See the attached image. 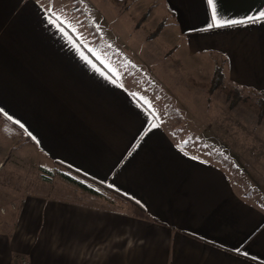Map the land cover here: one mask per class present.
Segmentation results:
<instances>
[{"label": "crops", "instance_id": "obj_1", "mask_svg": "<svg viewBox=\"0 0 264 264\" xmlns=\"http://www.w3.org/2000/svg\"><path fill=\"white\" fill-rule=\"evenodd\" d=\"M73 1L0 0V135H19L20 152L40 167L62 166L117 202L97 189L12 200L1 212L0 264H264V206L225 164L180 141L123 78L144 66L140 55L152 67V40L134 37L142 26L116 20L119 33H106L88 0ZM136 1L163 5L154 39L173 45L166 57L182 74L211 83L220 66L225 84L264 95V19H248L264 0H215V20L207 0ZM10 149L0 143V163Z\"/></svg>", "mask_w": 264, "mask_h": 264}, {"label": "rangeland", "instance_id": "obj_2", "mask_svg": "<svg viewBox=\"0 0 264 264\" xmlns=\"http://www.w3.org/2000/svg\"><path fill=\"white\" fill-rule=\"evenodd\" d=\"M56 2L62 5L70 4L75 8L73 0ZM76 6L78 9V5ZM85 9L91 21L97 26H102L109 34H118L120 29L110 27L111 21L117 20L116 22L123 26L122 29L125 28L121 23L123 21L127 24L136 22L138 27L142 26L134 31V37L141 41L140 38L148 36V39L152 40L147 44L152 45V54H149L152 67L148 65L149 61L145 56L140 55L137 59L141 60L144 66H134L136 74L129 72L132 68H125L123 78L152 107L157 117L170 125L168 127L180 141L206 157L225 164L245 191H248L249 198L264 206V107L261 104L264 95L238 88L240 91L238 95L235 94L238 97L234 98L235 95H229V91L237 87H232L231 84L223 82L222 86L211 91L208 76L202 82L200 77L182 74L177 59L166 57V53L173 45L166 42L164 36L149 38L150 33L164 17L165 10L162 4L154 10L152 5L147 7L138 1L88 0L84 4ZM70 13L65 11L63 16L67 18ZM74 14L80 22L88 21L78 10ZM144 14L147 16L140 23ZM118 24L114 23V26ZM81 25L92 41L99 37L96 25L89 27L87 22ZM133 42L136 43L134 40ZM145 46L143 50L147 52ZM127 56L136 57V54L129 53ZM149 68L152 69V76L148 73ZM188 68L190 71L195 69L191 65ZM184 110L187 111L186 114L184 112L182 114ZM20 138L19 135H0V143L6 147L10 145L12 148L10 153L8 150L1 151V155L5 156L0 163V218L4 217L1 215V209H5L9 202L20 196L90 194L70 182L66 176L81 180L100 191L105 198L117 202L116 195L106 187L93 184L62 166L56 165L50 169L40 167L35 158L31 159L30 156L29 159L24 152H20L24 148ZM105 198H100V201L102 203L104 201V205L112 206V201Z\"/></svg>", "mask_w": 264, "mask_h": 264}, {"label": "trees", "instance_id": "obj_3", "mask_svg": "<svg viewBox=\"0 0 264 264\" xmlns=\"http://www.w3.org/2000/svg\"><path fill=\"white\" fill-rule=\"evenodd\" d=\"M115 1L118 2L120 0H115ZM146 16H147V14H144L141 17L140 23L144 21V19L146 18ZM164 23H165L164 21H162L161 23H159V25L152 31V33H150L149 38H152L153 39V38L157 37L160 34V32L162 31V29L164 28V25H165ZM223 82H224V73H223L222 68L220 66H218L215 69V72H214V75H213V78H212V81H211V87H210L211 91H214L217 88H219L220 86H222L223 85ZM239 91L240 90L238 88H234L233 90H230L229 91V95H231V96H234L235 94L238 95V92ZM236 97H238V96L235 95L234 98H236ZM262 101H263V103H261V104L264 107V100H262ZM66 178L70 182L78 185L80 188H82L85 191H88V192L94 193V194H99L98 191L95 188L91 187L90 185H87L86 183L82 182L81 180H77V179H75L73 177H70V176H66Z\"/></svg>", "mask_w": 264, "mask_h": 264}, {"label": "snow or ice", "instance_id": "obj_4", "mask_svg": "<svg viewBox=\"0 0 264 264\" xmlns=\"http://www.w3.org/2000/svg\"><path fill=\"white\" fill-rule=\"evenodd\" d=\"M207 3L212 6V13H213V19L215 20L216 19V11H215V0H207ZM249 20L255 22L257 19H264V12H261L260 13V16L259 17H249L248 18ZM237 23H243V21H222L221 24H218L217 26H222L223 24H237ZM210 27L212 25H209ZM158 125L156 124H153L152 125V128H155L157 127ZM147 131H151V129H147ZM246 255V253H245Z\"/></svg>", "mask_w": 264, "mask_h": 264}, {"label": "built area", "instance_id": "obj_5", "mask_svg": "<svg viewBox=\"0 0 264 264\" xmlns=\"http://www.w3.org/2000/svg\"><path fill=\"white\" fill-rule=\"evenodd\" d=\"M1 212L5 213V209H1ZM14 264H30V261L27 258L20 256L16 258Z\"/></svg>", "mask_w": 264, "mask_h": 264}]
</instances>
